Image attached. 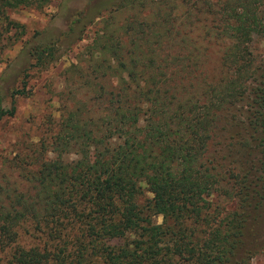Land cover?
I'll list each match as a JSON object with an SVG mask.
<instances>
[{
    "label": "trees",
    "instance_id": "trees-1",
    "mask_svg": "<svg viewBox=\"0 0 264 264\" xmlns=\"http://www.w3.org/2000/svg\"><path fill=\"white\" fill-rule=\"evenodd\" d=\"M32 2L0 0V21ZM115 9L130 15L105 19L64 70L75 87L51 156L23 174L31 193L0 213L3 263L249 264L264 248V0H87L64 36ZM54 51L28 47L29 67Z\"/></svg>",
    "mask_w": 264,
    "mask_h": 264
},
{
    "label": "rangeland",
    "instance_id": "rangeland-1",
    "mask_svg": "<svg viewBox=\"0 0 264 264\" xmlns=\"http://www.w3.org/2000/svg\"><path fill=\"white\" fill-rule=\"evenodd\" d=\"M32 1L28 7L7 12L8 21L12 23L0 21L2 104L7 105L11 91L20 89L23 84V94H15L13 98L14 114L0 120V213L8 209L9 202L19 193H31L30 183L23 174L33 172L39 161L51 156L46 143L68 104L63 91L67 85L75 87L73 81L68 83L64 79V70L71 63L83 65L81 60L87 58V48L94 32L105 19L109 21L108 17L112 16L110 21L119 23L130 15L127 9H115L112 13L102 11L91 22L77 25L74 33L65 37L63 33L69 19L75 11L85 7L87 0ZM145 7L149 10L148 6ZM161 7L165 9L164 5ZM46 42L54 43L55 59L44 69L30 68L26 49ZM216 68L217 49L210 46L202 71L210 76L217 75ZM232 131L219 133L215 140H227ZM41 140L46 149L39 147ZM136 194L139 199L151 195L144 187H140ZM155 221L159 222L160 216ZM21 239L26 241L24 236ZM3 262L0 252V264ZM249 264H264V248L249 260Z\"/></svg>",
    "mask_w": 264,
    "mask_h": 264
}]
</instances>
